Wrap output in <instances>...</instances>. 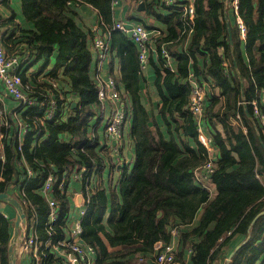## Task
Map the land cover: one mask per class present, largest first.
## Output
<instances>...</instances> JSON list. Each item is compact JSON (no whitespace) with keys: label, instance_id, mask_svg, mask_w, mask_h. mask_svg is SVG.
Masks as SVG:
<instances>
[{"label":"trees","instance_id":"obj_1","mask_svg":"<svg viewBox=\"0 0 264 264\" xmlns=\"http://www.w3.org/2000/svg\"><path fill=\"white\" fill-rule=\"evenodd\" d=\"M232 1L173 0L166 4L164 0H143V11L164 22V29L135 15L127 17V23L140 22L155 29L148 52L158 56V62L152 61L156 63L153 84L160 99L156 119L141 101L144 77L137 44L130 34L114 28L113 0H20L21 15L33 26L17 31L14 37L22 45L17 41L19 46L9 53L35 62L48 60L55 51V66L40 82L34 79L31 85L29 75L20 74L21 82L32 88L22 90L38 102L53 95L57 102L54 117L31 124L32 130L23 137L22 153L27 160L52 161L59 176L79 168L95 174L96 185L81 220V240L94 247L96 264H134L138 256L152 264L154 243H168L173 228L178 230L176 264H221L231 239H236L233 247L241 245L229 264H255L263 258L264 101L260 95L264 97V0H236L246 34L242 38L237 23L232 24L230 42L224 11ZM189 3L193 5L191 21L184 12ZM3 4L13 10L9 0ZM83 4L96 11L97 28L79 24L74 8ZM136 5L137 0L133 8ZM163 10L168 13L163 14ZM13 14L6 23L14 24ZM5 22L0 20V28ZM99 28L109 33L107 51L114 50L118 58L119 75L113 78L117 89L123 85L121 106L128 122L115 147L97 134L104 120L92 69L94 41L101 37ZM242 40L247 59L239 50ZM162 48L168 57L161 54ZM172 58L176 71L169 68ZM189 68L194 75L209 79L215 90L204 101L199 124L209 128L212 137L213 170L208 178L216 189L212 198L194 175L207 154L189 108ZM68 94L77 96L74 106ZM2 102L0 131L4 130ZM237 114L242 126L231 120ZM7 131L10 137L0 138V191H10L7 183L18 172L15 160L19 152L10 128ZM127 143L132 145L130 154L123 150ZM113 153L125 161L115 160ZM105 167L108 176L104 179ZM40 181L38 172L29 179L32 185ZM54 191L60 203L58 218L64 217L68 209L66 188L62 194L56 188ZM29 196L42 224L47 202L38 192L30 190ZM11 225V219L0 214V264L9 262ZM49 257L64 264L61 257Z\"/></svg>","mask_w":264,"mask_h":264},{"label":"crops","instance_id":"obj_2","mask_svg":"<svg viewBox=\"0 0 264 264\" xmlns=\"http://www.w3.org/2000/svg\"><path fill=\"white\" fill-rule=\"evenodd\" d=\"M225 1L228 2V0H225ZM135 2H136V0H117V2L115 4V7H116L115 19H116V21L122 20L124 22H130L127 19V17L135 15L136 17L143 18L144 20H146V22L150 26L157 27L158 29H164V27H165L164 22L160 21L157 18L149 17V15L143 11V9H144L143 0H137L136 8H133V5L135 4ZM140 2H143V8L138 9L137 6ZM232 2H230L228 4V6H229L228 10L224 11V15L227 16V21H228L230 28H231L232 24L236 23V17L234 16L235 15L234 10L232 11V9H233L232 8V5H233ZM9 4L12 6L13 10L8 9L3 4V0H0V20L2 22H5V20H8L10 18V15L12 14V11H13L14 12V14H13L14 15V24H10V23L5 22L0 28V35H1L2 43L4 42L3 44L7 43V45H8V46L3 45L4 47L8 48L5 51L8 53L9 52L12 53L13 50L15 49V47L18 45V44H16L17 41L20 45H22L21 42H19L20 39L19 38L16 39V37H14L17 34V31L19 29H21L22 27H32L33 24L29 21H25L24 18L22 17L21 10H20V8H21L20 0H9ZM74 9L77 11V15H78L77 20H78L79 24H81V25L84 24L85 26H92V28H97V26H98L97 25L98 15H97L96 11L94 10V8H91L88 5L83 4V5L75 6ZM162 12H163V14L168 13L167 10H163ZM225 20H226V18H225ZM14 29H16L15 32H14ZM154 30L155 29H149L150 32H153ZM12 32H14V34ZM190 33H191V30H188L187 34H190ZM97 34H100V36H104V37L109 36V33H107V32L103 33L100 28L97 29ZM229 37H231V30H230ZM6 39H8V40H6ZM93 49L95 51V60H94V63L92 65V69L94 72L93 76H94L95 80H96L95 74L97 72L96 69H98L99 78H101L102 80H106L109 77L113 78L114 75L118 76L119 75V69H118L119 62H118L117 56L114 53V50H112L111 52L108 51V53L103 58H100L94 46H93ZM239 50H240V53L242 54L243 58L247 59L246 52L244 49L243 40L240 42V49ZM25 58H22L20 60L18 59V62L15 65L13 72L18 73L19 75L22 72L24 74L26 73L27 75H29V77L31 78V82H32V83L30 82L31 85H33L34 79L37 82H40L42 79H44L43 77L46 78L47 77L46 75L50 71H52L51 69L55 66V51H53L50 54L48 60L41 58L38 61L32 62V59L27 60ZM146 58H147V64H146L147 66L142 68V71H141V75H142V77H144L141 80V86L144 87L143 92L141 91L142 92V100L141 101L144 104V106L146 107V109L148 111H150L151 113H153L155 118L157 119L156 105H157V101H159L160 99L158 97L157 88L153 84L152 71H153V66L155 67V65H156V63H154V62H158V56L155 53L149 54V52H148ZM152 61H154V62H152ZM150 62H152V63L150 64ZM169 68L172 71H176V62L173 58L169 62ZM57 72L62 73V68H58ZM188 81H189V84L191 86V89L193 87L191 85L192 83L193 84L194 83L206 84L205 99L208 96L215 94V90L213 89V85H212L211 81L209 79H204V77H202V75H200V76L194 75L192 73V70L189 71ZM24 87L30 88V85L28 83L23 84L21 82V88H24ZM31 89L32 88H30V90ZM120 89L123 90V85H120ZM0 91L1 92L3 91L1 81H0ZM47 97H48V100L55 98L54 95L51 97L50 96H47ZM67 97H68V100L73 101V102L75 100H77V96L75 94H68ZM260 97L264 101V97L262 96V94L260 95ZM205 99H204V101H205ZM121 101L122 100H120L119 105L121 104ZM2 103H3L2 113L5 116V121L7 122V124H4V130L0 131V135H1L0 138L1 139H8L10 137V134H9L10 132H8L7 130H8V128H10V130L12 132L11 139L14 142V137H15V133L17 132V129L19 131L20 127H22L25 124L28 125V128L26 131L21 130V135L24 137L25 134L28 133L29 130H32L31 124L38 122L37 117L38 116L40 117V115H37L38 114L36 112L37 108L35 106H28V105L19 104L18 100H16L12 96L4 95ZM104 103H105L104 108L101 110V111H103V113L105 110H108L109 107H111L113 105L112 103H110L107 100H105ZM253 103L256 104V101H253L252 104ZM74 105H75V103L71 106H74ZM114 105H117V104H114ZM200 117L201 116H199V118L196 119V117L194 116V123L196 125L200 124ZM231 120L233 121V118ZM18 121H20L19 122L20 127L18 126ZM94 123H96L95 120L91 124L93 125ZM126 123L123 126V131H124V129H127L128 122H126ZM234 124H236V123H234ZM238 124H240V122ZM201 127L203 128V130L206 133L211 134L209 128H207L206 126L205 127L201 126ZM217 129L219 131H221V125H217ZM97 130H98V137L99 138L103 137V134L101 131L102 128L99 126V127H97ZM126 147L129 150H127L126 152L124 151V152L130 154V152H131L130 148L132 147V145L130 143H127ZM1 149H2V143L0 142V150ZM34 160L46 162V161L37 159L36 157H33L31 160H27L25 158V156L23 155V153L19 157H17L15 160V165L18 168V172L7 183L8 189L10 191L5 190V191H0V192H6L10 196L16 198L17 201L19 202V204L21 205V210L24 212V217L21 218L20 222H19V225H20L19 233H20V235L23 233L22 232L23 231L22 223L24 221H27L28 224H31V222L34 221L35 227L33 230H30V232H33L34 235L37 236L38 240H42V239L47 240L48 237L50 236V233L52 232L47 227V221H48L47 220V214H46V218L43 221V223L40 224L38 216H37V210H36L33 202L31 201V198L29 196L30 190L34 191V192H38L39 194H41L39 191L40 184L36 183V185H32L31 182H29V179L31 177L28 179L25 178L23 180L24 175L22 173V168L19 164V163H21L23 165V164H26V162L32 164L34 162ZM46 163H47L48 167L51 170H53V172L57 175V177H60V176L67 177V180H68L67 184L64 186V189L66 188V194L68 196V201H67L68 209L66 210V212H64V214L66 213L64 217L58 218V215H57V221L54 224V229L57 228L56 233L58 234V233H61L62 231H64V232L68 231L71 228L70 226L74 222H76L77 220L81 224V220H82L83 215H81L80 211L82 209L86 210V203L88 202L90 191L96 185V176L94 173L87 174L85 169H83V168H79L75 171L73 170V171L68 172V173H62L59 176L57 174V169L55 168V164L52 161H49ZM80 172H81L80 177L78 175V177L72 178L74 173L80 174ZM200 173H201L200 167H198L194 170V175L198 180L202 179V176L200 178H198ZM43 174H44L43 169L41 172H38V177L41 179V181L43 178ZM107 176H108V168L105 167L103 170L104 179L107 178ZM114 176H115V179L117 180V178H116L117 174L116 173L114 174ZM208 178L209 177L203 178V180H200V181L204 186H206L209 189V197L212 198L216 194V189L214 187V184ZM19 180L20 181L23 180V182H24V192H25L27 200L29 201V206L32 207V210H29V208L25 204H23V202H22V197H21L19 191L17 190V184H18ZM76 180H78V181L75 182L74 184H72ZM41 181H40V183H41ZM79 183L81 184V186H78ZM60 194H62V190H61ZM86 195H88V199H87V201L84 202L83 199L85 198ZM55 196H56V193H55ZM56 198H57V196H56ZM57 200H58V198H57ZM5 202L6 201L0 200V214L2 215L1 212H5L8 215L7 219L8 218L11 219V221H12L11 226H12V233H13L14 220H15L17 210L14 206H13L14 209L10 210L6 206V204H10V203H8V202L5 203ZM58 206L60 209L59 200H58ZM59 209H58V214H59ZM69 216H70V222L66 226V220L69 218ZM82 232H83V228H82ZM82 232H81V236H82ZM20 235H18V238ZM11 236H12V234H11ZM81 236H80V238H82ZM9 241H10V239H9ZM235 242H236V239H231V241L228 242L226 250H228L229 253L226 257H224L223 261H221V264H229V261H230L231 256H232L231 255L229 257L230 252H232V251L234 252L237 249V246L233 247ZM232 247H233V249H232ZM92 248L94 249V247H92ZM229 250H231V251H229ZM15 254H16V263L15 264H32L31 263L32 259L29 258L27 253H25V252L21 253V252L17 251V241L15 242ZM92 255H94V257H93L91 263L96 264V262H95L96 261L95 249H94V252ZM186 255L188 257L189 253L187 252ZM185 259L187 260L188 258H185ZM214 264H216V263H214ZM255 264H264V256L260 261H257Z\"/></svg>","mask_w":264,"mask_h":264},{"label":"built area","instance_id":"obj_3","mask_svg":"<svg viewBox=\"0 0 264 264\" xmlns=\"http://www.w3.org/2000/svg\"><path fill=\"white\" fill-rule=\"evenodd\" d=\"M166 4H170L173 0H164ZM233 10L236 16V23L239 27V33L242 38L245 37L246 29L245 26L237 14V5L236 0H233ZM114 4V0H113ZM184 12L188 16V20L191 21L193 18V5L191 3L187 4L184 7ZM127 22L122 20H117L114 22V28L122 30L128 34H130L131 38L135 41L138 47V60L141 68H144L146 63L147 52L150 46V40L154 34V32H150L142 23L133 22L131 23V27L126 26ZM94 47L100 58H103L107 54L108 50V42L106 37L101 36L95 39ZM161 54L163 56L168 57L167 50L162 48ZM18 62V57L15 54H9L5 52V48L2 43L1 35H0V81L3 87V91L0 92V101H3V95H10L18 100L19 104L35 106L38 121H43L44 119H50L54 117L57 108L56 99H49L48 101H40L38 102L35 96H29L25 92H23L21 88V78L18 73L13 72L15 65ZM96 81L98 85L97 96L104 108V101L110 100L115 102V109L112 108L109 110V115L104 123L102 121V131L103 136L107 138L108 141L114 142L113 146L115 147L117 142L120 141L123 135V126L126 121V113L124 108L119 105L121 100V94L119 90H117L114 79L109 77L106 80H102L99 78L98 69H96ZM206 96V84L203 83H194V86L191 89L189 95V108L192 114L201 116L203 110L204 99ZM102 108V109H103ZM254 112L258 113V108L255 103H253ZM3 116L2 121L4 124H7L5 121V116ZM262 119V118H261ZM20 121H18V126ZM233 123L238 124L239 118L238 114L233 118ZM104 124V128H103ZM18 127V128H19ZM28 125L25 124L20 127L19 131L15 133L14 137V146H16V150L19 152V156L23 151V136L21 135V130L26 131ZM1 136V135H0ZM197 137L201 144L204 146L206 150L207 157L204 163L200 166L201 176L203 178L209 177L210 172L213 170V147L211 144L212 137L210 134L206 133L203 128L198 124L197 127ZM115 152L116 149H115ZM18 156V157H19ZM22 168V173L24 175L23 180L26 178L32 177L36 172H41L44 170L43 178L39 186L40 193L45 197L48 210H47V227L52 232L48 239L38 240L37 236L34 235L33 230L35 227L34 221L31 224H28L27 221L22 223L23 233L19 236L17 240V251L25 252L28 254L29 258L32 259V264H57L50 259V255L55 257H61V261L64 264H92L91 254H93L94 249L93 246L80 240L82 226L80 222L77 220L74 222L69 228L68 231L61 233H56L57 228L54 229V224L57 221L58 215V200L55 196L54 189L56 188L58 191L64 189V186L67 184V177H57V175L51 170L46 162H42L39 160H34L32 164L26 162V164L19 163ZM51 164V163H50ZM78 177V173H74L72 178ZM20 181L17 184V190L19 191L22 202L25 204L29 210H32V207L29 206V201L26 198L24 192V182ZM86 199V200H85ZM88 195L83 199V201H87ZM85 209L80 211L81 215H83ZM4 217H8L5 212H1ZM70 222V216L66 220V226ZM65 226V227H66ZM64 227V228H65ZM57 234V235H56ZM178 235L177 228L171 229V240L168 243H163L158 241L154 243V254L152 256V264H176V237ZM188 253L190 254V249H188ZM19 254V253H18Z\"/></svg>","mask_w":264,"mask_h":264},{"label":"water","instance_id":"obj_4","mask_svg":"<svg viewBox=\"0 0 264 264\" xmlns=\"http://www.w3.org/2000/svg\"><path fill=\"white\" fill-rule=\"evenodd\" d=\"M137 7H138V9L143 8V2H140ZM224 16L226 18V24H227V28H228L229 35H230V27H229V24H228V21H227V16L226 15H224ZM126 26L127 27H131V23H127ZM229 38H230V42H232L231 37H229ZM191 85L194 86L193 83ZM74 103H75V101L71 105H73ZM195 117L197 119L198 115H195ZM112 144H114L113 141H112ZM0 200H3V201H6V202L10 203L17 210L16 216H15V220H14L13 233H12V236H11L9 244H8V259H9L8 264H15L16 263L15 242L18 239V235H20V233H19V228H20L19 222H20V219L24 217V212L21 210V205L19 204L17 199L12 197V196H10L6 192H0ZM261 213H263V212H260L259 214H261ZM240 245L241 244L237 245V248ZM232 254H233V251L230 252L229 257Z\"/></svg>","mask_w":264,"mask_h":264},{"label":"rangeland","instance_id":"obj_5","mask_svg":"<svg viewBox=\"0 0 264 264\" xmlns=\"http://www.w3.org/2000/svg\"><path fill=\"white\" fill-rule=\"evenodd\" d=\"M116 2H117V0H114V4L113 5H115L116 4ZM115 82V81H114ZM116 85V84H115ZM117 88V87H116ZM117 90H119V92L122 94V90H120L119 88L117 89ZM110 103H112L113 105L111 106V107H109V110L112 108V110L113 109H115V102H112V101H110V100H108ZM102 108H103V104L100 106V114H101V116H104V123H105V120H106V115H107V119H108V115H109V110H105L104 111V113H103V111H101L102 110ZM125 123H126V121H125ZM125 123H124V125H125ZM95 124V123H94ZM94 124L92 125V126H94ZM90 127V130H89V136L91 137V138H93L94 137V135H93V131H92V128L93 127ZM103 128H104V124H103ZM126 130V129H125ZM101 131H104V129H102ZM97 134H98V130H97ZM123 150L126 152L128 149H127V147L125 146L124 148H123ZM116 153V152H115ZM115 153H113V157L115 158V160H120V162H124L125 161V159L123 158V156H118V155H115ZM129 161V160H128ZM79 175V177H80V175H81V172H80V174H78ZM201 177V173H200V175L198 176V178H200ZM78 180H76V181H74L72 184H74L75 182H77ZM200 181V180H199ZM201 182V181H200ZM78 186H81V184L79 183L78 184ZM82 196V195H81ZM87 196V195H86ZM85 196V197H86ZM83 197V196H82ZM6 203V202H5ZM6 206L10 209V210H13L14 209V207L13 206H11L10 204H6ZM93 257H94V255H92L91 254V259H93ZM152 261V260H151ZM147 262H148V258H144V257H142V256H138L136 259H134V264H147ZM93 264V263H92Z\"/></svg>","mask_w":264,"mask_h":264}]
</instances>
